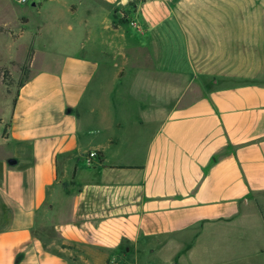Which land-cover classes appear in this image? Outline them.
Masks as SVG:
<instances>
[{
    "label": "crops",
    "instance_id": "crops-1",
    "mask_svg": "<svg viewBox=\"0 0 264 264\" xmlns=\"http://www.w3.org/2000/svg\"><path fill=\"white\" fill-rule=\"evenodd\" d=\"M4 35L0 264L264 250V0H0Z\"/></svg>",
    "mask_w": 264,
    "mask_h": 264
},
{
    "label": "rangeland",
    "instance_id": "rangeland-1",
    "mask_svg": "<svg viewBox=\"0 0 264 264\" xmlns=\"http://www.w3.org/2000/svg\"><path fill=\"white\" fill-rule=\"evenodd\" d=\"M9 5L11 8H14L21 4L16 3L15 0H9ZM12 25L13 30L18 29L21 26L16 21H13ZM30 26V28L34 27V25ZM31 31V29H28V32ZM30 41V35L26 34L23 38L22 45L25 47L30 43ZM0 48L2 53L4 54L3 62H6L7 60L15 56L16 51L12 46V42L8 35H4L0 38ZM1 62L2 61L0 60V63ZM13 74L15 79L19 78V72L17 70L13 71ZM5 75L6 74L4 73V71L0 72V120L3 118H8L11 109V101H13L18 91L17 83L14 82L11 75L8 72L7 77ZM28 75L29 73H27V76ZM7 80L11 81L12 86H7ZM5 126V123H0V134ZM242 246H244V244ZM216 247L217 248L215 249V252L212 251L209 252V254H203V257L197 256L199 257L198 260L192 262L191 264H264V250L260 251V253L257 254L255 253V251H253L252 248H248L245 246L244 249H237V247H233L232 250L228 251H226V248L222 247V245L220 247L219 244H217ZM108 264H127V262H124L122 257H118V259H111Z\"/></svg>",
    "mask_w": 264,
    "mask_h": 264
},
{
    "label": "trees",
    "instance_id": "trees-1",
    "mask_svg": "<svg viewBox=\"0 0 264 264\" xmlns=\"http://www.w3.org/2000/svg\"><path fill=\"white\" fill-rule=\"evenodd\" d=\"M32 57H33V53H32V51H31V53H30V57H29V59H28V62H27L26 65L24 66L22 77H21V79H20V80L18 81V83H17L18 89L21 88V87L24 85V83L26 82V80L28 79L27 73H29V71H30V67H31V63H32ZM7 72H8L7 70H4V73L6 74V75H5L6 77H7ZM4 78H5V77H4ZM6 84H7L8 87L12 86L11 81H8V80H7ZM17 95H18V91H17V93H16V96H15L14 99H13V104H14V105H15V103H16V97H17ZM6 132H7V127H6V129H5V131H4V135L6 134Z\"/></svg>",
    "mask_w": 264,
    "mask_h": 264
},
{
    "label": "built area",
    "instance_id": "built-area-1",
    "mask_svg": "<svg viewBox=\"0 0 264 264\" xmlns=\"http://www.w3.org/2000/svg\"><path fill=\"white\" fill-rule=\"evenodd\" d=\"M30 1H31V0H16V2H17L18 4H21V5H26V4H28ZM94 158L98 159V158H99V157H98V154H97L96 152H91V153L89 154V160L91 161V159H94Z\"/></svg>",
    "mask_w": 264,
    "mask_h": 264
}]
</instances>
